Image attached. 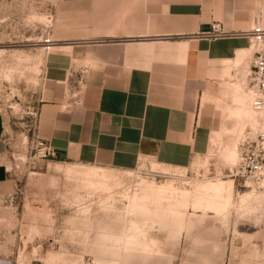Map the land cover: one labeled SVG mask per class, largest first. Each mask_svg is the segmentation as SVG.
I'll use <instances>...</instances> for the list:
<instances>
[{
  "label": "rangeland",
  "instance_id": "obj_1",
  "mask_svg": "<svg viewBox=\"0 0 264 264\" xmlns=\"http://www.w3.org/2000/svg\"><path fill=\"white\" fill-rule=\"evenodd\" d=\"M165 1L92 0L79 6L71 0H0V116L15 186L0 197V259L264 264V168L257 176L242 172L254 153L264 165V110H257V120L241 123L231 115L236 102L227 92L228 82L238 83L252 100L257 46L249 32L224 28L222 36L201 34L245 38L235 53L244 50L245 57L219 80L218 98L203 110L212 129L208 148L187 165L146 159L132 168L101 167L40 152L39 107L47 97L49 57L74 56L55 84L72 102L82 89L85 63L78 55L87 38L102 37L108 32L98 29L103 26L124 32L130 17L149 15L151 6L157 10ZM257 14L255 22L264 25ZM228 147L235 153L228 155Z\"/></svg>",
  "mask_w": 264,
  "mask_h": 264
},
{
  "label": "crops",
  "instance_id": "obj_2",
  "mask_svg": "<svg viewBox=\"0 0 264 264\" xmlns=\"http://www.w3.org/2000/svg\"><path fill=\"white\" fill-rule=\"evenodd\" d=\"M71 1L84 6L92 0ZM165 2L154 11L151 6L149 15L130 17L124 32L103 26L98 29L108 32L102 37L87 38L78 55L85 63L82 89L72 102L55 84L65 78L74 56L49 57L38 131L57 159L125 169L146 159L183 166L205 154L212 129L203 110L218 98L219 80L245 57L244 50L235 53L246 40L201 34L214 20L229 31L249 32L255 11L264 23V0ZM7 151L0 116V197L15 187Z\"/></svg>",
  "mask_w": 264,
  "mask_h": 264
},
{
  "label": "built area",
  "instance_id": "obj_3",
  "mask_svg": "<svg viewBox=\"0 0 264 264\" xmlns=\"http://www.w3.org/2000/svg\"><path fill=\"white\" fill-rule=\"evenodd\" d=\"M226 33L222 23L218 20H214L211 23V28L204 34L208 37H218ZM252 35L254 44L257 46L255 62H254V71L252 75V83L250 85V93L252 96V104L254 108L258 111L264 110V25L262 22L257 19L252 30L249 31ZM45 42L47 43V48L50 49L52 40L50 37H47ZM82 76L80 82L82 81ZM42 146L40 152L43 157H55V151L51 145L43 140L39 141ZM264 165L262 159L254 153L253 157L244 160V165L242 168L243 174L245 172L250 173L254 176L260 175L263 171Z\"/></svg>",
  "mask_w": 264,
  "mask_h": 264
},
{
  "label": "bare ground",
  "instance_id": "obj_4",
  "mask_svg": "<svg viewBox=\"0 0 264 264\" xmlns=\"http://www.w3.org/2000/svg\"><path fill=\"white\" fill-rule=\"evenodd\" d=\"M229 94L230 96H232L233 100L236 102V105L230 108L231 115L236 116L239 119V121H241V123H244L246 119H249L251 121L257 120V115H258L257 110L254 108L252 104V100L248 96L249 93L247 94L245 92L243 86L239 85L238 83H233L230 86ZM231 147L227 148L228 155H232L235 153V150Z\"/></svg>",
  "mask_w": 264,
  "mask_h": 264
}]
</instances>
